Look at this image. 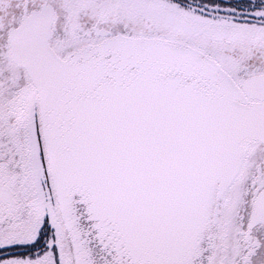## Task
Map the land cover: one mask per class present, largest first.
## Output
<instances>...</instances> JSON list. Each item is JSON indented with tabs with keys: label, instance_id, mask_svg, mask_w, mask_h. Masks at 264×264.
Listing matches in <instances>:
<instances>
[{
	"label": "snow or ice",
	"instance_id": "6c2138e0",
	"mask_svg": "<svg viewBox=\"0 0 264 264\" xmlns=\"http://www.w3.org/2000/svg\"><path fill=\"white\" fill-rule=\"evenodd\" d=\"M0 264H264V0H0Z\"/></svg>",
	"mask_w": 264,
	"mask_h": 264
}]
</instances>
